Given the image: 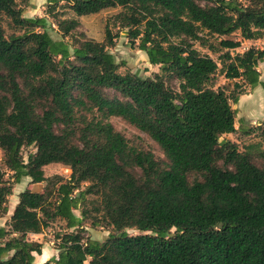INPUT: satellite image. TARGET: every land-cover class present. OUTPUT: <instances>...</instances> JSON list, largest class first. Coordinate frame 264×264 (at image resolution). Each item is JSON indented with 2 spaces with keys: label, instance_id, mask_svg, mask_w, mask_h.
I'll list each match as a JSON object with an SVG mask.
<instances>
[{
  "label": "trees",
  "instance_id": "obj_1",
  "mask_svg": "<svg viewBox=\"0 0 264 264\" xmlns=\"http://www.w3.org/2000/svg\"><path fill=\"white\" fill-rule=\"evenodd\" d=\"M28 1L0 0V218L23 178L46 187L18 194L0 229V264H36L42 246L29 235L56 221L64 223L58 254L41 264H264V149L255 147L256 166L251 153L220 141L236 132L230 102L244 87L264 88L257 71L264 51L231 55L239 41L218 42L225 78L241 81L228 94L213 88L217 63L193 46L202 32L259 39L264 0H52L75 16L56 21L62 40L50 37L44 17L22 16L18 2ZM117 8L103 42L63 40L78 18ZM110 25L161 75L120 74ZM162 76L174 78L178 90ZM111 117L145 133L166 162L131 145ZM260 131L264 137V122ZM32 146L24 162L22 150ZM51 164L67 167L69 177L46 178ZM86 225L111 233L103 242L85 238Z\"/></svg>",
  "mask_w": 264,
  "mask_h": 264
},
{
  "label": "rangeland",
  "instance_id": "obj_2",
  "mask_svg": "<svg viewBox=\"0 0 264 264\" xmlns=\"http://www.w3.org/2000/svg\"><path fill=\"white\" fill-rule=\"evenodd\" d=\"M238 2L242 5H247L249 0H238ZM18 4L22 10L23 17H44L46 19L49 27L47 30L53 40H62L61 35L55 26L56 21L75 18L74 14L70 10L62 7L64 5L63 3L55 4L52 0H29L27 6L21 5L19 2ZM200 5L205 6L204 3H200ZM118 12H120L119 8L108 9L95 15L78 18L79 27L76 29V32L73 33L71 38H65L63 40L68 44H75L76 42H81L83 40H94L99 43L103 42L105 25L109 19ZM4 28L6 29L7 34L12 32L6 22H4ZM110 29L112 33L117 36L115 38V45L109 49V52L114 56L116 62L119 64L120 74L131 73L143 79H152L155 75H161L158 66L150 65L146 55L142 51H139L135 47L131 46L122 31H119L116 27L111 25ZM200 36L202 37L203 42H193L194 49H196L201 55H208L217 63L218 69L212 78L213 88H221L228 94H237L238 90H235L233 85L237 82L241 83V81L227 80L225 78L222 55L226 51L219 48L218 42L222 39H229L234 42L241 41L242 44L249 47L248 42L241 38L238 31L226 37L209 35L206 32H202ZM259 40L264 44V31L262 32ZM256 41L258 40H255L254 42ZM263 44L260 43L252 47H257L260 50V47L264 48ZM229 52L231 55L236 53L234 50H230ZM257 71L260 75V82L264 84V63L258 64ZM161 78L167 87L174 91L178 90V82L174 78L167 76H162ZM244 92L245 94L238 97V102L236 104L230 102L231 108L235 111L234 127L236 132L221 136L220 141L228 140L236 143L239 152L251 153L252 163L256 166H261V161L256 159L253 154L255 155L256 152L255 147L264 149V137L261 136L260 131L264 122V88L261 85H258L253 89L244 87ZM103 94L111 99H121L118 93L111 90H104ZM109 122L117 132L130 142L131 145L146 153H150L156 161L166 162L161 149L145 133L117 117L109 118ZM55 130L56 132H60V127H57ZM73 141L77 144L79 143L76 139ZM34 152L35 148L33 146L24 148L22 150L23 161L26 162L28 154ZM1 159L2 154L0 152V161ZM218 166H221L220 162H218ZM131 171L137 179H141L142 174L138 169H132ZM43 172L46 178H52L55 176L68 178L70 175V170L59 164L45 166L43 168ZM8 175L9 174L6 175V178ZM194 178L195 177L193 175L188 176V180L190 182ZM45 187L46 183L31 184L29 178H24L19 184L12 186V194L9 197L10 203H14L15 198H18L17 195L24 190L43 192ZM75 214L79 216L78 211H75ZM63 230L64 223L56 221L41 234L29 236L30 240L38 242L42 246V254H40V256L35 255L34 257L35 263H44L47 259L49 260L57 256L58 251L55 249L56 235L61 233ZM110 233V229L100 227L92 229L86 225L83 236L98 242H103ZM127 233L131 236L140 234L136 230H128ZM48 251L50 253L49 256Z\"/></svg>",
  "mask_w": 264,
  "mask_h": 264
},
{
  "label": "crops",
  "instance_id": "obj_3",
  "mask_svg": "<svg viewBox=\"0 0 264 264\" xmlns=\"http://www.w3.org/2000/svg\"><path fill=\"white\" fill-rule=\"evenodd\" d=\"M257 87V86H256ZM255 87V88H256ZM28 178V177H26ZM24 179V178H23ZM18 196V195H17ZM18 202V198H15V201L14 203H10V198L8 199V204H7V213L0 218V229H5L6 228V224L9 222L10 220V217L12 215V212L14 210V207L15 205L17 204ZM30 236V235H29ZM32 236H35V235H32ZM49 251H48V256H49ZM48 260V259H47ZM36 264H41V263H36Z\"/></svg>",
  "mask_w": 264,
  "mask_h": 264
},
{
  "label": "built area",
  "instance_id": "obj_4",
  "mask_svg": "<svg viewBox=\"0 0 264 264\" xmlns=\"http://www.w3.org/2000/svg\"><path fill=\"white\" fill-rule=\"evenodd\" d=\"M257 40L258 41H256V42H254L255 40H253V41L244 40V41H247L248 42V46L249 47L245 46V44H242L241 41H239V44L240 45L237 48L233 49L236 52L235 54H242V53H244L245 51H247L250 48H254L256 50H259V48H257V47H252V46H255V45L260 44V43L263 44V42H260L259 39H257ZM259 51H264V48L263 47H260V50Z\"/></svg>",
  "mask_w": 264,
  "mask_h": 264
},
{
  "label": "bare ground",
  "instance_id": "obj_5",
  "mask_svg": "<svg viewBox=\"0 0 264 264\" xmlns=\"http://www.w3.org/2000/svg\"><path fill=\"white\" fill-rule=\"evenodd\" d=\"M40 256V255H39ZM42 256V255H41ZM43 257V256H42ZM43 259H45V258H43Z\"/></svg>",
  "mask_w": 264,
  "mask_h": 264
}]
</instances>
